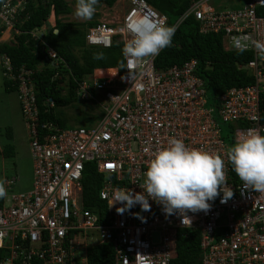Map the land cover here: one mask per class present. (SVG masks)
Segmentation results:
<instances>
[{
  "label": "built area",
  "instance_id": "obj_1",
  "mask_svg": "<svg viewBox=\"0 0 264 264\" xmlns=\"http://www.w3.org/2000/svg\"><path fill=\"white\" fill-rule=\"evenodd\" d=\"M214 1L192 0L173 28L176 31L192 15L202 34L222 36L226 51H238L233 37L247 38L250 46L244 52L252 53L253 59L245 67L255 82L227 90L215 103L208 99L197 60L157 69L162 49L145 58L131 76L125 69L122 74L116 70V77L93 73L75 79L78 98L94 101L103 110L92 127L64 129L40 117L37 71L25 66L16 70L9 58L0 56L3 76L18 85L33 160L31 190L11 194L14 181L5 182L10 204L3 199L0 206V264H88V250L103 245L112 246L115 264H173L179 236L189 231L200 232V264H264V192L242 187L227 157L232 144L222 126H231L233 144L249 129L264 135V58L251 46L253 40L264 43V16L259 15L264 0H232L236 6ZM26 4L27 0H5L0 44L5 34H10L8 41L14 40L13 30ZM141 20L168 23L145 0H128L121 17L88 31L87 44L109 49L120 42L124 47L132 38L129 29ZM47 59L54 64L62 61L54 50H48ZM46 105L55 107L52 99ZM170 137L189 148L219 154L233 197L221 203V193L209 201L208 211L187 213L191 223L182 224L179 213L166 216L163 206L151 198L150 211L137 204L118 214L116 209L123 204L110 207L114 191L143 193L140 185L147 163ZM89 164L99 174L101 210L85 206L83 182Z\"/></svg>",
  "mask_w": 264,
  "mask_h": 264
},
{
  "label": "trees",
  "instance_id": "obj_2",
  "mask_svg": "<svg viewBox=\"0 0 264 264\" xmlns=\"http://www.w3.org/2000/svg\"><path fill=\"white\" fill-rule=\"evenodd\" d=\"M72 1L76 4V0ZM117 1L99 0L91 20L65 22L62 17L74 13L69 0H27L26 8L18 17L13 30L14 40L0 44V56L9 58L16 70L25 66L38 71L35 74L36 96L42 121L50 120L63 128L64 124L61 117L56 115V109L61 106L67 107L77 101L76 80L81 81L93 74L96 69H110L99 74L112 77H116V69L121 74L125 71L121 69L122 43L116 42L111 48L105 49L89 46L86 41L88 31L100 25L98 11L103 6L113 8ZM145 1L166 16L167 26L171 27L192 4V0ZM4 3L5 0H0V9ZM52 11L56 16V25L45 28ZM259 15L264 16V9L259 11ZM55 30H58V34H55ZM34 34L37 37H34ZM48 50H54L62 61L59 64H52L47 59ZM96 53H103L104 59H94ZM192 59L198 61V75L205 81L207 96L211 103H215L231 88L249 86L255 82V78L245 67L253 59V54L226 51L223 48L222 36L213 33L202 34L194 16L190 15L175 31L171 46L164 48L160 53L156 60V67L158 70H166L173 66H183ZM41 65L43 68L39 69ZM13 84L6 79V89H14L18 92V85L13 86ZM48 99L53 100L54 108L46 105ZM262 122L264 123V115ZM7 132L10 137V131ZM225 139L233 144L231 126ZM12 150L13 148L7 145L3 149V155L7 156ZM99 181L95 165H87L83 182L85 206L92 210H98L104 206L98 200ZM2 203L3 198H0V206ZM177 251L178 256L173 264H200V232L189 231L187 235L181 234ZM88 264H115L112 246L90 248Z\"/></svg>",
  "mask_w": 264,
  "mask_h": 264
},
{
  "label": "clouds",
  "instance_id": "obj_3",
  "mask_svg": "<svg viewBox=\"0 0 264 264\" xmlns=\"http://www.w3.org/2000/svg\"><path fill=\"white\" fill-rule=\"evenodd\" d=\"M98 3L99 0H76L74 15L85 21L91 20ZM129 30L132 38L122 48L121 69H127L130 76L145 58L158 55L162 49L171 46L175 33L173 27L150 20H141L138 26ZM232 39L233 46L241 53L250 46L247 38ZM251 46L257 50L258 57L264 58V43L253 40ZM94 59H104V54L96 53ZM227 157L245 190L264 192V135L255 129L240 134L227 148ZM144 177V183L140 185L143 193L116 189L110 207L117 202L123 204L116 209L118 214L137 204L142 211H150L151 198L163 206L166 216L179 213L184 224L191 223L187 213L208 211L211 207L209 201H214L221 193V203H226L234 195L227 185L224 159L219 154L189 148L183 140L175 137H170L167 146L153 153ZM6 195V189L0 183V198Z\"/></svg>",
  "mask_w": 264,
  "mask_h": 264
},
{
  "label": "rangeland",
  "instance_id": "obj_4",
  "mask_svg": "<svg viewBox=\"0 0 264 264\" xmlns=\"http://www.w3.org/2000/svg\"><path fill=\"white\" fill-rule=\"evenodd\" d=\"M235 1L238 2L240 0ZM69 2L75 12L76 4L72 0H69ZM214 2L217 4L223 2L225 6H236L238 4H233L232 0H215ZM127 7V0H118L113 8L103 6L98 11L100 14L99 22L111 23L112 20L121 17ZM51 18V27H54L56 24L55 17L52 15ZM62 20L65 22L85 21L76 17L74 13L62 17ZM9 35L5 34L3 36L4 42H11L7 40ZM99 73H97L98 76H104ZM102 110L98 103L78 98L77 101L67 107H57L56 115L61 117L64 129L92 127L100 118ZM222 126L225 129L224 136L226 137L230 132V126L227 124H222ZM7 131H10V137L7 135ZM7 145L11 146L13 150L7 156H4L3 149ZM8 180L14 181V188L11 194L31 190L33 185V160L30 153V139L17 98V92L14 89H6V79L0 66V183H3L5 187V182ZM6 192L8 195L7 189ZM3 199L10 204L8 198Z\"/></svg>",
  "mask_w": 264,
  "mask_h": 264
},
{
  "label": "crops",
  "instance_id": "obj_5",
  "mask_svg": "<svg viewBox=\"0 0 264 264\" xmlns=\"http://www.w3.org/2000/svg\"><path fill=\"white\" fill-rule=\"evenodd\" d=\"M127 2H128V0H127ZM51 15H53V16L55 17L54 19H55V21H56V16H55L54 11H52ZM51 15H50V16H51ZM50 16H49L48 21H47V22H49L50 26H47V25H46L45 28H47V27L50 28V27H51ZM55 25H56V24H55ZM40 68H43V65L39 66V69H40ZM99 70H103V71H104V70H110V69H96L93 73H96V74H97V72H98ZM112 70H113V69H112ZM37 72H38V71H37ZM91 75H93V74H91ZM91 75H90V76H91ZM97 75H98V74H97ZM102 75H103V74H102ZM90 76H88V77H90ZM88 77H86V78H88ZM84 79H85V78H84ZM36 83H37V82H36V80H35V89H36V94H37V86H36ZM65 93H66V92H65ZM17 98H18V93H17ZM18 101H19V100H18ZM20 107H21V106H20ZM28 136H29V135H28Z\"/></svg>",
  "mask_w": 264,
  "mask_h": 264
},
{
  "label": "water",
  "instance_id": "obj_6",
  "mask_svg": "<svg viewBox=\"0 0 264 264\" xmlns=\"http://www.w3.org/2000/svg\"><path fill=\"white\" fill-rule=\"evenodd\" d=\"M47 26H50L49 22L46 23ZM55 34H58V30H55ZM52 64H54L52 61H51Z\"/></svg>",
  "mask_w": 264,
  "mask_h": 264
},
{
  "label": "bare ground",
  "instance_id": "obj_7",
  "mask_svg": "<svg viewBox=\"0 0 264 264\" xmlns=\"http://www.w3.org/2000/svg\"><path fill=\"white\" fill-rule=\"evenodd\" d=\"M8 35V34H7Z\"/></svg>",
  "mask_w": 264,
  "mask_h": 264
}]
</instances>
